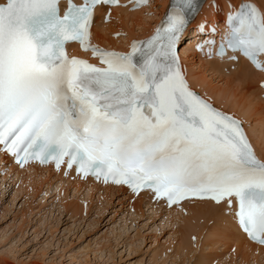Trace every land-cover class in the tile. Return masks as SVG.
<instances>
[{
	"label": "snow or ice",
	"instance_id": "obj_1",
	"mask_svg": "<svg viewBox=\"0 0 264 264\" xmlns=\"http://www.w3.org/2000/svg\"><path fill=\"white\" fill-rule=\"evenodd\" d=\"M116 3L69 0L62 16L58 0L0 4V151L20 167L75 165L81 178L150 190L169 207L191 199L223 204L247 238L264 245V159L239 120L191 90L180 64L178 45L197 0H170L153 35L126 53L89 44L93 8ZM225 23L218 45L209 39L196 47L223 56L227 46L264 71V15L244 3ZM69 41L104 66L69 58Z\"/></svg>",
	"mask_w": 264,
	"mask_h": 264
},
{
	"label": "bare ground",
	"instance_id": "obj_2",
	"mask_svg": "<svg viewBox=\"0 0 264 264\" xmlns=\"http://www.w3.org/2000/svg\"><path fill=\"white\" fill-rule=\"evenodd\" d=\"M156 2L160 5V8L157 7L155 9L156 13L152 10L151 2L145 8L135 12L129 10V7L124 8L119 6L112 8L107 23H103L102 21L103 11L98 10L95 24L93 25L92 36L95 45L109 47L111 49L128 50L131 45L130 38L138 37L140 35L138 34L139 32L141 36H145L148 32L154 30L151 23L161 18L169 0H156ZM244 2L253 3L259 8L262 15H264V0H206L192 25L195 27L203 22L205 28L209 26L207 29L215 27L217 31L220 28L224 30L228 14L230 12L234 13ZM153 19L154 21H152ZM147 20H150V22ZM216 23L219 24V27H217ZM118 31H122L127 37L112 38L111 35L113 32ZM188 40L191 39L188 38ZM193 44L190 42L187 45L184 41L181 51V59L185 62L184 66L181 64L182 71L186 75L188 82H190V86L196 92H201L213 104L215 103L219 107H222L226 114L236 117V119L243 123L246 129V135L251 140L256 155L260 157L259 159H264V123L262 124L256 121V115L261 116L263 119L262 113L264 114V89L260 86V83L264 79V72L254 71L247 60L245 61L232 54L224 58L213 56L212 59L206 58L203 52L195 55L191 47ZM71 49L75 51L73 47ZM232 56H235L236 59H230ZM229 70L232 72H229ZM208 74H218V78L225 77L227 85L233 83L241 84L240 82H242V90H245L246 94L250 93L253 100L256 99L263 107L254 113L248 104L240 103L238 100L229 96L230 93L226 91L227 89L225 90L226 85L224 84L226 83L216 85ZM1 163L10 164V159L0 153ZM7 169L8 172L2 178L3 180L7 178L12 179L13 182L18 181L21 186L19 189L26 185L30 187L34 185L47 186L41 195L44 197L46 191H53L54 196H51L53 197L52 201L54 202L57 199L55 205H57L58 209L63 212H70L72 218L77 216L78 213L83 212L82 210L84 209L80 206L82 201H87V203L92 204L94 197L99 204L97 209H95L97 210L98 216L105 212V209L110 205L112 199H118V203L122 205L123 203L121 201L125 199L129 201L126 204L128 209L125 210V217L122 219V221L124 220L123 225L127 221L133 222L136 216L139 217L137 211L143 214L146 211L145 209H147L149 211L148 214L151 213L153 217H161L163 214L164 219L159 221L160 225L164 223V226H175L171 234V239H176L178 242L175 241L176 247H173L174 255L172 256L174 259L178 258V260L182 258L184 263L185 260H188V263L190 262L189 257H187L189 254L193 258L196 251L199 250L200 254L197 257L194 256L196 261L193 264H213V262L216 264H264V248L249 243L245 239V235L237 227L233 216L226 211L223 204L216 205L210 201H186L180 206L166 210L163 208L162 203L155 201L149 193H141L139 196L127 195L126 191L121 187L113 188L111 186L96 185L90 179L81 181L72 172H68L66 178H62L60 172H54L51 168H41L36 164H31L23 169L12 165L8 166ZM70 191L72 192L70 193ZM123 193H125L126 197L120 200L118 197L122 196ZM70 194L72 198L68 199L71 196ZM93 206L94 204L91 205V208ZM84 211H87L86 213L90 212L86 208ZM131 211L132 213L130 214L129 212ZM47 219L43 218V223H47ZM210 224L212 227L208 229L205 235L204 232ZM124 229L123 227L122 230L124 231ZM192 237L195 238V243L191 242L190 239ZM107 240L109 239L104 236L100 240L98 248L94 249L95 253H99V258L106 251L104 245L108 243ZM170 242L172 241L170 240ZM220 244H222V248H220ZM231 248H234V251L236 250L233 256L230 253L228 254ZM41 255L43 256L44 253ZM151 258L155 260L154 255ZM168 259L171 260L172 258ZM57 263L62 264V261Z\"/></svg>",
	"mask_w": 264,
	"mask_h": 264
},
{
	"label": "rangeland",
	"instance_id": "obj_3",
	"mask_svg": "<svg viewBox=\"0 0 264 264\" xmlns=\"http://www.w3.org/2000/svg\"><path fill=\"white\" fill-rule=\"evenodd\" d=\"M150 2L153 12L156 13L155 9L160 8L159 3L156 0H148V3ZM147 21L150 22V20ZM138 34H140L138 37L130 39H139L141 33ZM121 37L126 38L127 35L121 31L120 36L115 38ZM229 72L232 71L229 70ZM208 75L216 85L226 83L225 90L227 89L226 91L230 93L229 96L240 103L248 104L254 113L263 107L256 99L253 100L250 93L246 94L245 90H242V82L227 85L225 77L218 78V74ZM262 117L263 119L256 115V121L263 124V113ZM3 177L0 173V264H58L59 261H62V264H193L196 261L194 256L197 257L200 254L199 250L193 258L189 254L187 256L189 263L188 260L184 263L182 258L181 260L173 258V247L175 248V243L178 242L176 239H171L175 226L165 225V227L164 223L160 225L159 221L164 219L163 214L161 217H153L151 213L148 214L147 209L143 208L146 210L143 214L137 211L139 217L136 216L133 222L127 221L123 225L122 219L125 217V210L128 209L126 204L129 202L126 199L121 201L123 205L118 203V199H112L105 212L99 216L95 210L99 206L95 197L92 202L93 208L91 203L82 201L81 205L79 203L81 208L84 210L86 208L90 212L86 213L87 211L82 210V213L72 218L70 212L58 209L55 205L57 199L52 201L53 191H46L44 197L41 195L47 186L26 185L21 190L18 181L13 182L12 179L7 178L3 180ZM125 197L123 193L118 198L122 200ZM70 198L72 195L68 199ZM129 213L131 214L132 211ZM43 218H48L47 223H43ZM120 226L121 230L125 228L124 231L122 230L123 233H120ZM211 227V224L207 226L205 235ZM104 236L109 240L104 245L105 253L99 258V253H95L94 249L98 248ZM190 240L192 243L196 242L194 237ZM235 252L236 250L231 248L228 254L233 256ZM42 253H44L43 256ZM153 255L155 260L151 258ZM213 264L216 263L213 262Z\"/></svg>",
	"mask_w": 264,
	"mask_h": 264
}]
</instances>
